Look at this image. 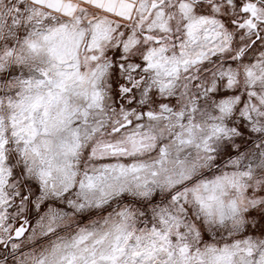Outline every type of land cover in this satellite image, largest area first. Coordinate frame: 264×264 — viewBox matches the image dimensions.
I'll list each match as a JSON object with an SVG mask.
<instances>
[{
  "label": "snow or ice",
  "instance_id": "6c2138e0",
  "mask_svg": "<svg viewBox=\"0 0 264 264\" xmlns=\"http://www.w3.org/2000/svg\"><path fill=\"white\" fill-rule=\"evenodd\" d=\"M0 264H264V0H0Z\"/></svg>",
  "mask_w": 264,
  "mask_h": 264
}]
</instances>
